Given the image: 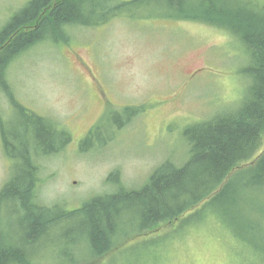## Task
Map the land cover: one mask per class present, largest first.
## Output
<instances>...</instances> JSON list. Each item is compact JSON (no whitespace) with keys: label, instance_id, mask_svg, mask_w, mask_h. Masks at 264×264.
<instances>
[{"label":"rangeland","instance_id":"obj_1","mask_svg":"<svg viewBox=\"0 0 264 264\" xmlns=\"http://www.w3.org/2000/svg\"><path fill=\"white\" fill-rule=\"evenodd\" d=\"M25 2L0 0V26ZM172 2L174 9L129 5L125 11L131 14L99 25H66V40L40 41L9 62L6 80L14 99L46 118L50 128L47 133L44 124L32 126V133L62 146L35 157L39 180L33 189L40 204L71 211L120 186L139 189L162 162L180 166L188 159L187 129L243 105L250 87L243 72L249 52L224 29L178 18L182 5ZM205 2L244 6L248 13L264 5V0ZM9 104L0 90V114L11 120L10 132H19L9 147L17 154L25 143L20 129L25 120ZM263 148L264 133L258 152ZM13 159L19 161L7 157L0 142V188ZM236 171L226 178L233 179L230 190L205 211L202 203L143 235L124 225L128 236L118 239L120 245L102 256L101 264H264V187L243 186ZM171 195L164 194L169 202ZM232 197L236 204L230 208L226 200ZM18 207V202L3 204L0 211L4 246L12 236L20 244L25 235ZM130 216L127 212L125 219ZM84 223L78 217L59 220L29 247L20 244L24 257L12 253L6 264L83 262L88 258Z\"/></svg>","mask_w":264,"mask_h":264},{"label":"trees","instance_id":"obj_2","mask_svg":"<svg viewBox=\"0 0 264 264\" xmlns=\"http://www.w3.org/2000/svg\"><path fill=\"white\" fill-rule=\"evenodd\" d=\"M191 1L192 4H189ZM178 2L182 5L177 11L178 18L224 29L235 36L249 52L250 64L243 69L250 79L247 98L235 112L202 120L186 130L190 153L182 165L162 162L151 172L148 181L141 188L126 189L120 186L115 192L91 197L71 211H65L59 206H45L36 201L33 188L39 180V167L35 157L48 155L62 146H50L49 138L34 136L32 126L40 127L44 124L41 128L46 127L44 129L49 133L46 118L29 111L14 99L6 80V67L18 54L40 41L66 40V25H99L123 13L131 14L125 11L129 5L139 8L146 3H156L166 9H174L173 2L26 0L1 24L0 90L18 116L25 120L20 126L25 143L17 154L10 151L9 147L17 139L19 132L16 129L10 132L8 128H14L11 120H4L0 114V142L4 146V154L19 159H13V163L9 165L6 180L0 188V211L3 204L18 202L17 212L23 214L21 223L26 226L20 244L29 247L39 237L48 234L49 227L56 225L59 220L78 217L86 221L83 224L87 241L84 248L88 258L83 262L75 260V264H101V257L120 245L118 239L128 236L129 230H122L124 225H133L136 234L145 233L144 231L151 230L160 222H176L202 203V211H205L208 204L219 201L227 188L230 190L232 186L229 183L233 179L226 178L233 168L237 170L234 177L240 176L239 181L243 186L248 183V188L264 187V148L258 152L264 133V5L257 12L248 13L244 6L232 4L210 6L205 0ZM230 2L236 4V0ZM164 15L167 17L169 13ZM108 120L109 118L104 117L103 125L107 126ZM88 135L89 133L84 142L89 138ZM166 191L172 192V202L166 200ZM180 199L181 205L177 206ZM129 202L135 205L128 207ZM226 204L233 207L236 198L227 199ZM127 212L131 216L125 219ZM227 228H230L229 225ZM120 231L122 234L119 235ZM83 233L81 230V234ZM4 238L6 240L5 236ZM12 238L4 246L5 240L0 235V264L9 263L12 253L18 260L25 255L26 249L20 244L15 245Z\"/></svg>","mask_w":264,"mask_h":264},{"label":"flooded vegetation","instance_id":"obj_3","mask_svg":"<svg viewBox=\"0 0 264 264\" xmlns=\"http://www.w3.org/2000/svg\"><path fill=\"white\" fill-rule=\"evenodd\" d=\"M97 122H98V121H97ZM97 122H96V123H97ZM96 123H94L93 125H95ZM93 125H91V128L93 127Z\"/></svg>","mask_w":264,"mask_h":264}]
</instances>
